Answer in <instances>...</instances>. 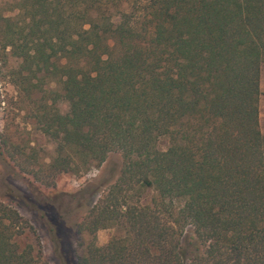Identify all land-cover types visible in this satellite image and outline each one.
<instances>
[{
    "label": "trees",
    "instance_id": "1",
    "mask_svg": "<svg viewBox=\"0 0 264 264\" xmlns=\"http://www.w3.org/2000/svg\"><path fill=\"white\" fill-rule=\"evenodd\" d=\"M17 1L0 15L14 84L29 100L54 83L66 102L63 113L53 97L34 103L53 148L27 173L51 186L121 159L77 225L74 264H264V0ZM109 226L120 234L97 245ZM0 264H47L1 200Z\"/></svg>",
    "mask_w": 264,
    "mask_h": 264
},
{
    "label": "rangeland",
    "instance_id": "2",
    "mask_svg": "<svg viewBox=\"0 0 264 264\" xmlns=\"http://www.w3.org/2000/svg\"><path fill=\"white\" fill-rule=\"evenodd\" d=\"M17 2L0 0V15L12 16ZM17 62L9 55L8 48L0 49V200L32 225L47 264H74L86 240V234L77 233V225L99 194L114 181L121 159L117 152H110L97 167L57 174L51 186L35 181L26 170L43 168L52 155L53 145L39 130L34 103L41 98L49 104L53 97L54 105L63 113L66 102L52 93L59 92L54 83H42L43 91L27 100L14 84ZM259 92L258 128L264 133V65L260 68ZM159 147H164V142ZM137 193L141 203L152 195L149 190ZM119 234L116 227L99 228L95 231V243L102 245L109 237Z\"/></svg>",
    "mask_w": 264,
    "mask_h": 264
}]
</instances>
